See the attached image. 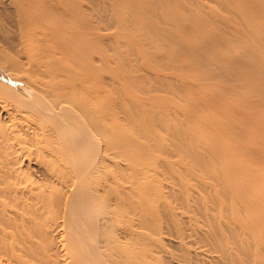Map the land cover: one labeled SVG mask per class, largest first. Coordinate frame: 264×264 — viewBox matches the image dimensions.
<instances>
[{
  "label": "bare ground",
  "instance_id": "obj_1",
  "mask_svg": "<svg viewBox=\"0 0 264 264\" xmlns=\"http://www.w3.org/2000/svg\"><path fill=\"white\" fill-rule=\"evenodd\" d=\"M0 264H264V0H0Z\"/></svg>",
  "mask_w": 264,
  "mask_h": 264
}]
</instances>
